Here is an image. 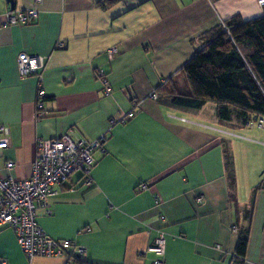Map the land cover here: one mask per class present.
Returning <instances> with one entry per match:
<instances>
[{
	"label": "crops",
	"instance_id": "1",
	"mask_svg": "<svg viewBox=\"0 0 264 264\" xmlns=\"http://www.w3.org/2000/svg\"><path fill=\"white\" fill-rule=\"evenodd\" d=\"M11 1L0 0V19L29 9L37 18L0 28V126L9 142L0 174L29 178L37 140L105 137L93 155L92 187L57 186L37 210L46 236L82 247V264H152L147 249L160 233L165 264H235V226L244 225L250 201L235 195L229 202L222 145L240 127L220 122L212 103L207 120L206 105L173 107L157 91L193 57L202 35L234 16H262L256 0H122L105 9L103 0ZM20 54L45 59L41 81L19 75ZM131 112L126 124L111 125ZM8 161L16 165L10 173ZM67 256L29 260L12 230L0 229V264H77ZM242 264H264L263 190Z\"/></svg>",
	"mask_w": 264,
	"mask_h": 264
},
{
	"label": "trees",
	"instance_id": "2",
	"mask_svg": "<svg viewBox=\"0 0 264 264\" xmlns=\"http://www.w3.org/2000/svg\"><path fill=\"white\" fill-rule=\"evenodd\" d=\"M120 1L103 0L98 5L105 9ZM198 46L181 70L159 87L158 95L173 107L190 110L212 103L220 122L235 120L239 127L264 119V8L262 16L249 21L239 16L224 21L202 35ZM226 146L223 143L227 195L229 202L235 204L236 180ZM262 190L264 183L253 189L249 205L242 212L244 225L235 226V264H242L246 256L254 198ZM79 258L72 259L82 264Z\"/></svg>",
	"mask_w": 264,
	"mask_h": 264
},
{
	"label": "built area",
	"instance_id": "3",
	"mask_svg": "<svg viewBox=\"0 0 264 264\" xmlns=\"http://www.w3.org/2000/svg\"><path fill=\"white\" fill-rule=\"evenodd\" d=\"M36 5L41 0H34ZM259 8H264V0H256ZM37 18V11L29 9L26 11H9L0 19V28L7 26L27 25ZM58 49H63L64 44L59 43ZM113 51L109 54L111 55ZM18 72L21 77L36 75L45 67V59L20 54L17 58ZM103 93L110 95V88L106 81L102 80ZM37 101L38 117L43 116V104L41 99L45 93L39 87ZM156 100L157 95L151 96ZM131 112L120 118L116 123L126 124L132 119ZM256 127L264 130V119L257 118ZM252 121L246 126H251ZM0 152L9 147L7 139L8 130L0 126ZM105 137L101 136L93 142L74 140L68 134L59 138L48 140H37L35 145L34 158L31 165V175L26 179H17L11 176L0 174V229L9 228L14 233L17 244L25 256L32 260L34 258H64L71 252L69 258L80 257L84 254L82 247L73 246L68 241H53L49 239L36 223L37 210L46 206V201L57 195L55 187L62 185L71 186L74 183H81L86 189L92 187L91 171L95 165L93 155L100 151ZM264 146V144H263ZM16 168L13 162H6L4 170L8 173ZM140 190H147V186H140ZM70 191L73 189L70 187ZM201 200H198L200 202ZM49 214V212H48ZM234 232H236L234 228ZM147 252L154 255L152 264H165V237L160 233L148 247ZM73 260V259H72ZM4 264V262H1Z\"/></svg>",
	"mask_w": 264,
	"mask_h": 264
},
{
	"label": "rangeland",
	"instance_id": "4",
	"mask_svg": "<svg viewBox=\"0 0 264 264\" xmlns=\"http://www.w3.org/2000/svg\"><path fill=\"white\" fill-rule=\"evenodd\" d=\"M180 78L178 76V79ZM179 82L182 83L181 80ZM212 108L214 105L211 103L204 107L207 120L211 117ZM252 124L229 133L234 136L227 138L230 144H227V150L224 148L229 153L233 165L236 180L234 192L238 202L242 203L250 201L253 186L264 183V130L256 127L255 120H252Z\"/></svg>",
	"mask_w": 264,
	"mask_h": 264
},
{
	"label": "water",
	"instance_id": "5",
	"mask_svg": "<svg viewBox=\"0 0 264 264\" xmlns=\"http://www.w3.org/2000/svg\"><path fill=\"white\" fill-rule=\"evenodd\" d=\"M8 3L11 5L12 4V1L11 0H8Z\"/></svg>",
	"mask_w": 264,
	"mask_h": 264
}]
</instances>
